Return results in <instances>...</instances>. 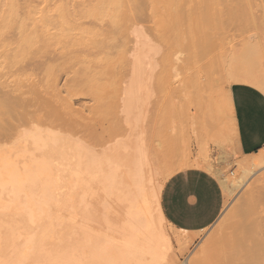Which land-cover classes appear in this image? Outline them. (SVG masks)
Here are the masks:
<instances>
[{"label": "rangeland", "instance_id": "rangeland-1", "mask_svg": "<svg viewBox=\"0 0 264 264\" xmlns=\"http://www.w3.org/2000/svg\"><path fill=\"white\" fill-rule=\"evenodd\" d=\"M228 2L229 5L227 6ZM80 4H82V6ZM260 4H262V7ZM67 5L70 8H68ZM72 6L76 9H74ZM224 7L226 8L232 7V10H229L230 8L226 9ZM234 7L236 10L233 9ZM79 9H81L80 11L84 15L80 13ZM219 9L222 10L224 15H226L227 12L226 10H228V13L229 11H231L230 14L234 10L233 14H236V16H233L235 18L232 20L230 19L232 17V14L231 16L230 14H228L230 18H228L227 16L228 18L227 21L225 18V20L223 21L224 24L223 26H221L222 22L221 24L219 22L222 21L221 18H223V14L222 15L220 14L221 10L219 11ZM83 11L86 12L84 13ZM200 11H202V13L204 12L205 15L202 14ZM213 14L215 15L216 20L213 18ZM90 15H93L91 16L92 18L90 17ZM203 15L204 17L206 16V18H204ZM96 18H98V20ZM134 19H138L142 24L144 23L143 25H145L150 32H152L153 31L152 29H154L155 32L154 31L153 32L156 33V36L158 38V39L156 38V41L159 42L161 45H163L162 48H164L162 49L161 55L159 56L160 60L158 58L159 67L157 70L158 73L156 74L155 77L156 86H154L155 96H153V100H151L150 105H152V107L151 106H150L151 108L149 107V111H148L149 119L147 118L148 125L146 124V127L148 128H146L147 132L145 131L148 137V142L146 140L147 146L149 147V150L153 155L154 163L155 162L157 163L156 165L158 166V168L159 167L163 168L165 173L168 171L166 174L163 173L164 174L163 175L162 174L163 170L161 169V176L162 175L164 176V177L160 176L161 178L159 177L161 180L163 179L162 180L163 182L160 180V183L162 184L161 186L163 187L165 181L169 178L170 175H173L178 171L186 170L191 167H201L214 174L221 182L225 191V207L222 212V215L219 218V220L216 222V224L211 228H209L208 230L192 233V234L182 233L173 229L166 221L165 230L166 233L173 240V245H172L173 251L174 254L176 253L175 256L177 257L167 260L164 264H182L184 260L189 257L192 258L191 260H195L196 258H198L196 257L197 256L196 254H199L198 252H200L199 249L201 250V247L203 249L206 246L209 247L210 245L212 246L216 244L220 246V247L218 246L219 249L223 247L222 250L218 249L219 252L215 258H212L214 260V261L212 260L213 261L212 263L203 262L202 264H220V262H217V260H219L221 257L224 258L225 255L227 256L229 254V252L232 253V249L233 248L236 249V247L238 248V245L240 246L241 243H244L245 245L248 239H249V243L251 244L255 242L257 243L258 240L261 239L264 242V239L262 238L264 237V235L261 236L264 233V181H263L264 170L258 169L256 172V170L253 169V171L251 170L250 172H248V174H246L248 178L246 176V178L243 179V180L246 179V182L245 181L240 182L241 179L240 177L242 174L241 172H243V169L246 166V162L248 160L258 161L264 159V154L259 152L250 156L243 157L240 156L235 150L234 136L232 131V121H231L232 119L231 105L228 96V89L232 84L228 79V75H227L228 73H226L229 69H230V71H228L229 73L231 72V70L236 71L235 68L237 67L238 69L239 64H241L244 61L245 64L243 63V68L244 65L245 67L254 65L255 66L254 68L256 69V71L254 72L255 73L257 72L256 74H258L259 82L261 80V82L264 83V0L261 1L260 0H0V83H1L0 84V100H1L0 129L2 130V133L5 131V130L3 131L2 128L8 129V127H10L11 129V127H13L11 126L13 124L11 121L12 120H14L13 122L17 121L16 120L17 117H20L19 114L21 115L24 114L26 116L27 111H32V112H34V110L39 111L41 109L40 107L43 105L42 101L44 102L50 101L48 97H50L51 100L57 103L58 100L57 98L59 95H60L59 100L62 101H58L61 103V104L59 103L61 106L57 105V108L58 107L60 108L63 105L65 107L66 105L67 107L73 105L72 107H70V109L72 110H69L68 112L73 111L75 113L74 114L75 117L78 114L79 116H83L86 119L92 118L101 125L102 129H105L111 125L113 126V124L116 121V114H114L116 110L115 108L117 107L115 103L117 99L116 91L117 89H119L116 86L117 84H115L116 80L113 79L114 77L113 74L117 73L115 71H119L120 66H116L117 64L113 65L110 63H116L117 59L121 60L120 57L123 56L121 54L124 53L123 50H126V48H124L125 47L124 45H126L127 43L126 41L127 39L125 38L124 33L121 31L126 29V25L127 26L131 25L132 20ZM202 19L204 23L202 22ZM46 20L47 21L50 20L48 21L49 23ZM101 20L103 21V23L104 20L105 22L107 21V23H109V25L104 23L105 26L107 27L109 26L108 27L109 32L106 27L104 29V32L102 31L104 33L102 35H100V32L97 31L96 32L97 34L99 33V35L92 33L91 31L95 30L96 28L95 26L101 25L98 22ZM51 21L53 24L51 23ZM81 21H86V22L83 25L82 23L84 22L81 23ZM152 21L153 22L155 21V23H152ZM213 21H216L215 23L218 26H216ZM57 22H59L60 24L59 23L56 24ZM212 22L214 25L212 24ZM225 22L227 23V25ZM45 23L46 24L51 23L52 26H49L51 28L49 31L50 33L53 32H54L53 34L57 33L56 31L62 29L60 28L62 26H64L62 30L66 32L68 31L67 33L63 31V33L67 38L64 37L63 39H61L62 43H65L64 44L65 47L62 46L63 44H60L61 41L58 38H56L57 37L56 35L58 34L54 35L56 36L55 38L60 41L59 42L60 45L59 44L58 45L66 48L65 50H67V53H65L66 51L64 50V48L63 49H60L61 47L57 48V45L55 44L52 45V43H50L51 45L50 44L49 46L46 45L47 44L46 42L48 43L49 41L52 42L54 36L53 34H51L53 36L51 37L49 33H46V36L44 37L45 34L44 31L46 30ZM75 23H77V25ZM79 24H81V26ZM86 24L89 26H86ZM110 24L113 26L114 30L112 29V26ZM90 25H93L95 28ZM228 25L231 26L229 27ZM83 26L85 28L88 27L90 30L89 32L91 33L90 34L86 32L87 33L86 35L89 34L88 36L86 35L84 36L86 39L81 37V35L83 36L85 33L84 32L85 29ZM214 26L218 28L219 27L222 28L221 29L216 28L218 29L217 31L215 30ZM49 27L47 26L48 29ZM52 27L54 28L52 29ZM92 27L94 29H92ZM204 27H206V29ZM212 27L213 29H211ZM223 27L225 29H223ZM88 28L86 29V31L88 30ZM110 28L113 30V34L116 32L114 34L115 36L112 34ZM207 28L209 29V31L212 30V32L209 33L210 36L211 34L213 36L216 35V37L220 39L219 40L220 42L218 41L219 46H217L218 45L217 42L216 45L214 44L215 43L214 38L216 40L217 38L211 36V38L213 37L212 38L213 40L212 39L210 40H212L213 42L208 40L209 43L211 42L210 43L211 45L207 42L210 45V47H208L209 45L206 43V41L209 35L208 34L209 31L207 30ZM81 29L83 30V34L80 33L82 32ZM51 30H53V32ZM213 30H215V32ZM220 30H222L223 33ZM225 30H226L225 32L226 36H224ZM71 32H72V36L74 33L73 38L70 34H68ZM76 33L77 34L80 33V34L77 35ZM227 33L229 36L227 35ZM47 34L51 38H49ZM93 35L96 37V38L94 37V41H92ZM108 35L111 38V41ZM222 35L226 38V39L222 38V40L225 39L224 42L223 41L221 42V37H223ZM106 36L109 38L108 40L111 43L108 40H106L107 39ZM205 36H207V38ZM46 37H48L50 40L48 39V41H46L47 40ZM66 39L68 41H66ZM198 39L200 42L201 40L202 42L205 41L203 42L202 46L205 47V44H207L206 49L208 48L207 51H209L210 53H211L210 51L211 46L213 47L215 45L214 47L216 48L215 49L212 48L213 50L211 49L213 51L212 52L213 55L210 54L209 56L207 52L205 53L208 56L204 54V51L202 49L204 50L206 49L204 47L203 48L201 47V44L200 42H198ZM232 39L234 40L233 42L236 44L235 45L236 48L238 47V49L240 50V51L238 50L236 51H238V53L242 55V57L239 55L240 56L239 59L237 58L238 61L242 59L237 64H235L234 62L235 58L233 59L234 52H231L232 50L230 51V49H228L231 48V46L229 47V43L231 42ZM70 40L72 42V43L70 42L71 46H69L68 43ZM65 41L68 43V45L66 44ZM89 41L91 42L89 43ZM54 42L55 41H53V43ZM76 42L77 44L75 47ZM105 42L107 45L105 44ZM195 42H198L200 46H198V44ZM194 43L196 45L195 47L194 45L192 46V44ZM222 43H225V45H222ZM116 44L118 46L124 44L123 45L124 47L121 46L120 48L119 47L113 48V46H115ZM45 45L48 47V49L51 47L53 50L50 48L51 50H49V52L47 53L46 51L48 49ZM84 45L86 46V48ZM103 45L106 47H104ZM88 46L89 47L93 46L92 48L94 49L92 48L90 49ZM197 46L198 48L196 50ZM77 47H80L81 49L76 50ZM199 47H201V50H199ZM83 48H85L84 49L85 51L83 50ZM118 48L123 52H121ZM72 49H75L76 52H74L75 50ZM99 49H103V50H99ZM70 51L71 53L74 52L73 55L70 53ZM110 51L112 52L109 53ZM198 51H202L204 56L202 55L201 52ZM61 52H63L62 55L57 54ZM106 53L113 55L110 56L107 55ZM222 53L224 55H222ZM79 54L82 56L81 57L82 59H83V55L85 59L86 56H89L91 58V55L92 57L97 58L101 54H102L101 57L104 56L106 57V55L109 56L110 60L114 58L112 60L113 62H111L110 60L108 62L111 66L113 65L114 67H117V70H114L116 69L114 67H112L113 68L112 69L110 65H108V62L105 61L103 63L107 64V65L104 64L106 68H109V70L111 68V71L104 69L105 73L102 72L103 70H101L104 68L102 62L101 64L103 66L98 64L99 62L95 63V65L97 64L100 65L99 67H102L100 69L99 67H97V65L95 66L93 64L94 61L92 60L95 58L93 59L91 58L92 66H95V68L97 67L98 70H101L102 74L104 73L103 76L105 75L104 77H111L112 79L110 78L108 80L109 82L104 81L105 79L107 80V78H104L102 76L104 80L102 81L103 78L102 79L100 78L99 81H95V83L96 82L97 83L95 86H93L95 87L94 89L91 87V85L95 83L92 84L90 83L91 81L89 82L90 84L87 85L89 86V88L85 86V89L83 90V88L81 87H76L75 82L79 81V79L82 78L80 74L83 72L81 71L84 70L83 68H85L84 66L86 64L88 65L87 61L88 60L90 61V59H87V61L86 59L85 61L84 59L83 60L81 59L82 61L79 62L80 60ZM94 54L96 56L98 54V56L96 57ZM68 55L69 57L71 55V57L69 58ZM114 55L117 58H115ZM62 58H64L63 61ZM74 58H76V60L73 62ZM109 58L107 57V59ZM49 59L51 60L49 61ZM196 59L201 60V63L199 62V60ZM203 59H205L204 60L205 62H203ZM212 59L213 61H211ZM217 59L220 60V62ZM119 60L117 62L119 65H121L120 63L122 61L119 63ZM67 61L70 62L69 63L70 65L67 63ZM51 62L54 63L57 66V68ZM61 62L63 63L61 64ZM78 62L81 65H83L84 63L85 64L82 67L80 64H77ZM65 63H67L68 67L67 65H64ZM206 63L207 64L210 63L208 64L209 66H207ZM52 65L54 69L52 68ZM241 65L239 68H241L242 71ZM204 66L207 67V70H209L208 67H210V70L205 72V74H204V69L206 67ZM229 66L232 67L229 69H225L228 68ZM49 67H51L52 69H50ZM211 67L214 70H212ZM68 68L70 70H68ZM97 69L95 70L98 71ZM224 69L225 72H223ZM73 70L75 71L74 77H73V72H74ZM105 70H107L108 73H106L107 71ZM113 70L115 73L113 72ZM68 71L71 72L69 73ZM237 71L239 72L240 69H238ZM222 72L223 74H221ZM9 73L10 74L13 73V74L9 75ZM57 73L58 75H56ZM207 73H209V76L211 77L210 79L211 80L213 79L215 83L214 81H211L212 84L211 83L209 84V81H207L205 85L206 81L204 79L207 80L208 79L207 77H209L208 75H206ZM106 74H110V75L112 74V75L106 76ZM12 76L14 78H12ZM17 79L19 81H17ZM43 79L44 80L46 79L47 81L46 80L43 81ZM112 80L115 81L112 82ZM67 81H69V83H67ZM48 82H50L51 84L50 83L48 84ZM99 82H101L102 84L99 85ZM103 82L106 83L104 84ZM46 83L48 86L45 85ZM56 83L57 85L55 86ZM52 84L54 85V87ZM20 85H22L23 87L21 86L22 87L21 88ZM69 85L71 86L74 85L77 91L73 90L72 89L73 87L71 86L69 88ZM203 85L206 87L209 85V87L210 86L211 87L210 88L208 87L207 88L208 91H207L205 87H202ZM263 85H259V86H263ZM50 86L53 88V91L55 92L52 91V88H50ZM67 86L69 89L67 88ZM18 88H20L19 91ZM27 88L28 90H26ZM77 88H81L83 91L80 92L81 89L79 90ZM86 88L89 89V92ZM59 89H61L62 91ZM259 90H261L264 93L263 91L264 88L263 89L260 88ZM58 91L59 92L61 91L62 94L59 93ZM74 92H76L77 94ZM55 95L57 97H55ZM42 96L45 98H42ZM53 96L54 98H56L55 100ZM36 97H39V99L37 98V101L40 100V102L36 101ZM60 97H62V99ZM33 98H35V100ZM41 98L44 100H42ZM65 100H66V105H65ZM69 100L71 101L72 104H68ZM36 103H41V105L37 104L39 106L38 107L39 110L36 108L37 107ZM113 104L115 105V107ZM27 105L28 106L30 105L29 108ZM33 105H35L36 107H33ZM54 105L56 106L55 103ZM1 109H3V112ZM74 110H76L77 112ZM19 111H23L24 113ZM94 120H93V124H95ZM17 122H18L17 124H19V120ZM235 166L237 167V170L234 174H232L231 170ZM161 190H160V194H161ZM149 198L153 201L152 190L149 192ZM254 232L255 233L259 232L260 234L261 232H263L261 235L258 233L259 236H261V238L259 237L260 238L259 239L256 236V234H254ZM250 236L252 238L256 236L257 238L255 237L254 239H258V240L257 241L252 240L253 241L252 243V241L250 242V238H251ZM249 243L246 245H249Z\"/></svg>", "mask_w": 264, "mask_h": 264}, {"label": "bare ground", "instance_id": "bare-ground-1", "mask_svg": "<svg viewBox=\"0 0 264 264\" xmlns=\"http://www.w3.org/2000/svg\"><path fill=\"white\" fill-rule=\"evenodd\" d=\"M80 5L82 6V4ZM228 5H229V2L227 6ZM260 5L262 7V4ZM232 7H227V8L228 9L230 8L229 10H232ZM233 9H235V7ZM80 10L81 9H79V11ZM82 10H85V9H82ZM220 10L221 9H219V11ZM226 11H227L226 15H224L222 10L220 11L221 12L220 14L221 15L223 14V18H224V19L221 18L222 21L219 22L220 24L222 22L221 26H223L224 24L223 21L225 20V18L227 21V19L230 18L231 14H232V17L236 16V14H233L234 10L231 14H230L231 11H229V13H228V10ZM83 12L85 13L86 11H83ZM200 12L202 13V11ZM80 13L82 14L81 11ZM202 14L205 15L204 12ZM228 14H230V16H228ZM91 16L93 15H90V17ZM232 17L230 19L233 20L235 17L233 18ZM204 18H206V16ZM213 18L215 19L214 14H213ZM96 19L98 20V18ZM203 19H202V22H203ZM80 20H77V21H80ZM101 21H98L101 25L95 26L97 30L93 25H90L95 28L94 31L93 30L91 31L92 33L97 34V32H100V35L104 34L103 33L104 29L107 27L104 25V23L108 25L109 23H107V21L105 22V20H104V23L103 21L102 22ZM85 22L86 21H81L83 25L85 24ZM213 22L215 23L216 21H213ZM51 23L50 24L45 23L46 30L44 31L45 32L44 37L46 36V33H49L50 35L54 33L53 30H51L53 33L49 32L51 29L49 26H52ZM58 23L59 22H57L56 24ZM152 23H155V21L154 22L152 21ZM75 24L77 25V23ZM143 24L138 19H134L132 20L131 25L129 26L126 25V29L124 30L122 29L123 31L121 32L124 33V36L127 39L126 40L127 43L125 42L126 45L123 44L125 47L123 45L118 46L116 44L117 46L115 45L113 46V48L114 47L120 48L121 46L126 48V50L122 49L124 51V53L121 54L123 55L122 56L123 60H122V57H120L121 60L117 59V61L119 60V63L122 61L120 63L121 65H119L116 60H115L116 63H110L113 65L117 64L116 66H120L119 71H115L117 73L114 72V70H117V67H114L113 65L111 66L108 62L110 58L107 55H110L109 53H111L112 51H110L109 53H106L107 54L106 57L105 56L101 57L102 54L101 55L99 54L100 58L97 57L98 54L97 56L94 54L97 58L92 57L91 55L92 59L95 58L93 60L89 56H86L85 54L86 61L87 59H90V61L89 60L87 61L89 66L86 64L84 66L85 68H83L84 70H82L81 68L82 70L81 72H83L84 74L80 72L81 73L80 75L83 79L81 78L79 79V81L75 82L76 87H81L84 90L85 86L89 88V86H87L88 84L90 83L93 84L95 83V81H99L100 78L102 79L105 76V75L103 76V74L105 73L104 69L111 71L112 67L116 68L113 70V72L116 75L112 73L114 75V77L113 76L112 77L116 81L112 80V82L115 81L116 82L115 84H117L116 86L119 89H117L116 91L117 99L115 98L116 99L115 103L117 107L115 108L116 110L114 113L116 114V121L113 124V126L111 125L105 129H102L101 125L92 118L86 119L83 116H79L78 114L75 117L74 115L75 113L73 111L68 112L69 110H72L70 109V107L73 106V105L70 107L68 106L69 108L67 107L66 100L68 97L65 100L66 107L62 104L63 105L62 107L57 108V105L61 106L60 105L61 103L58 101H62V100H59L60 95L58 96V94L61 93L62 91L61 89H59L61 91L60 92L58 91L59 93L57 94L58 104L55 101L51 100L50 97H48L50 101H46V100H45L46 102L42 101L43 105L40 107L41 108L40 110L38 108L39 107L38 105L39 104L41 105L42 102L36 103L37 107L33 105V107H36L39 111L37 110L35 111L34 110L35 108H34L33 109L34 112L27 111L26 116L24 114L23 115L19 114L20 117H17L16 119L17 121L19 120V124H17L18 123L17 121L13 122L14 120H12L11 122L13 124L11 126L13 127H11V129L10 127H8V129L2 128L3 131L7 130L6 132L4 131L5 133L4 132L2 133V130L0 129V132H1L0 134V264H164L167 260L177 257L175 256L176 253L174 254V251H173V246H172L173 240L166 233V230H165L166 220L162 214L161 207H160V190L162 187L161 186L162 184L160 183V180H161L160 178L164 175L163 173L165 172L163 168H160V167H159L160 169L158 168V166L156 165L157 164L156 162L154 163L153 155L151 151L149 150V147L147 146L148 137L146 133L147 132L146 128H148L146 127V124L149 119L148 111H149V107L150 106L152 107V105H150L151 100H153V96H155L154 86H156L155 77H156V74L158 73L157 72L158 67H159L158 61L160 60L159 56L161 55L162 49L164 48H162L163 45H161L159 42L156 41L157 36H156V33H154L155 30L152 29L154 32L153 31L150 32L147 29V27ZM79 25L81 26V24ZM215 25L218 26L216 23ZM47 26L49 27V29L47 28ZM86 26H89V25L86 24ZM216 26L214 27H215V30L217 31L219 28L220 29L222 28V27L218 28ZM63 27L64 26L60 28L63 29ZM93 27L92 29H94ZM108 27L107 29L109 32ZM53 28L54 27H52V29ZM87 28L88 27L86 28L84 27L85 33L83 36L81 35L82 38H85L84 36L87 34L86 32L90 33L89 28L86 31ZM204 28L206 29V27ZM208 28L207 30L209 31ZM62 29H59L58 31H56L57 33L53 34V36L58 34L56 35L57 37L56 36L53 37L51 35V37H53V40L52 42L49 41V43L46 42L47 43L46 45L49 46V44L52 43V45L53 44L57 45V48L61 47L60 49H63L65 47L64 45L65 43H62L61 39H63L64 37L65 38L67 37L63 33L64 30ZM112 29H113V26H112ZM112 29L111 31L113 34L114 29L113 30ZM211 29H213V27ZM223 29L225 28L223 27ZM215 30L213 31L215 32ZM222 30L220 31L222 32ZM58 32L59 33L61 32V33L59 34ZM64 32L67 33L68 31L67 32L64 31ZM211 32L212 30L209 31L208 34ZM225 32L226 30L224 31V34ZM80 33L83 34V30ZM68 34L72 36V32ZM97 35H99V33ZM58 36L59 37L63 36V37L59 38ZM73 36H74V33H73ZM211 36L213 35L211 34ZM211 36L210 34L208 35V38L207 36H205L207 38L206 43L207 42L209 43V41L213 40L212 39L213 37H216V35H214L212 38ZM224 36H226V34ZM224 36L221 37V42L222 41L224 42V40L226 39ZM51 37L49 36V38ZM55 37L61 41L60 44H63L62 46L64 47L59 46L60 41L56 39ZM94 37L95 36L93 35L92 41H94ZM108 37L106 40L110 38ZM49 38L46 37L47 39L46 41H48ZM222 38H225V39L222 40ZM219 40L220 39L218 38L217 40L214 38V42H215L214 44L216 45V42L218 44L220 42ZM234 40L233 39L231 40V42L229 43V47L231 46V48H228V49H230V51L232 50L231 52H234L233 59L235 58L234 59L235 61L234 60L233 61L235 62V64H237L239 63L240 60H242L240 59L238 61L237 58L239 59V57L240 56L242 57V55L238 53V51L240 50L238 49V47L236 48L235 46L236 44L233 42ZM53 41L55 42L53 43ZM66 41L68 40L66 39ZM110 41H111V38H110ZM70 42L71 40L68 42L69 46H71ZM90 42L91 41H89V43ZM198 42H200L199 39H198ZM198 42H195V43L198 44ZM203 42L202 40L200 42L202 48L204 47L202 46ZM68 43L66 42L67 45ZM195 43L192 44V46L194 45L195 47L196 46ZM76 44L77 42L75 43V47H76ZM207 44H205V47H204L205 49L207 47L206 46ZM210 45L208 47H210ZM222 45H225V43H222ZM198 46L200 45L198 44ZM198 46L196 47V50ZM214 46L213 47L211 46V49L212 48L215 49L216 47ZM217 46H219V44ZM92 47L90 46L89 48L91 49ZM201 47H199V50H201ZM50 48L48 49L47 47L48 49V50L46 49L47 53L49 52V50L52 49ZM85 48H83V50ZM65 49L66 48H64V50ZM77 49H81V48L77 47L76 50ZM211 49H210L211 53L207 51L208 48L206 50L204 49L202 50L204 51V54H206L205 52H207V54H209L210 56V54L213 55L212 53L213 49L212 50ZM72 50H75V49H72ZM76 50L74 52H76ZM99 50H103V49H99ZM65 51H66L65 53H67V50ZM63 52L57 53V54L62 55ZM198 52L202 53V51H198ZM73 53L71 54L73 55ZM223 53L222 55H224ZM204 54L202 53L203 56ZM53 55H56V54H53ZM81 55L79 54L80 56L79 62L84 59V55H83V59L81 58L82 57ZM61 57H64V56H61ZM107 57L109 59H107ZM63 59L64 58H62V61ZM113 59H111L110 61L113 62L112 61ZM50 60L51 59H49V61ZM75 60L76 58H74L73 62ZM91 60L94 61L93 62L94 65L97 62H99L98 64L100 65L102 64L104 65L105 63L103 62L106 61L108 62V65H110L111 68L109 70V68H106L105 66L107 64H105L104 68L101 69L102 67H99L100 65L96 64L97 67L103 70L102 72L104 73L102 74L101 70H98L97 67L95 68L96 65L92 66ZM196 60H199V59H196ZM204 60L205 59H203V62H205ZM220 60L218 61L220 62ZM211 61H213V59ZM79 62L77 64H80ZM199 62L201 63V60H199ZM47 63H50V62H47ZM62 63L63 62H61V64ZM67 63L69 64L70 62L67 61ZM67 63H65L64 65H67ZM243 63L244 61L241 63L242 65L239 64V67L240 65L242 67V71H241V68L238 67V69H240L239 72L237 71L238 70L237 67L235 68L236 71L231 70L230 73L228 71H230L229 68H231L232 66L225 68V69H229L226 73H228L227 74L228 79L230 80L231 84L246 83L249 85H253L255 87L257 86V88L259 89L260 88L263 89L264 83H262L261 80H260L261 83L259 82L258 74H256L257 72L256 73L254 72L256 71V69L254 68L255 66L250 65V66H247L248 67L247 68L244 65V68H243ZM208 64L206 63L207 66H209ZM83 65L81 66L83 67ZM77 67H80V66H77ZM49 68L54 69L53 65H52V68L51 67ZM245 68H247L248 70ZM95 69H97L100 72L96 71ZM208 69L210 70V67H208ZM225 69L223 70V72H225ZM68 70L70 69L68 68ZM209 70H207V67H206L204 69V74L205 72ZM212 70L214 69L212 68ZM108 71L106 73H108ZM223 72L221 74H223ZM74 73L75 71L73 72V77H74ZM12 74L9 73V75H12ZM56 75H58V73ZM56 75H55V78H56ZM108 75L111 76L110 74H106V76ZM206 75L209 76V73H207ZM12 78L14 77L12 76ZM104 78H107V80L106 79L104 80ZM104 78L102 79V81L103 80L108 81L111 77H104ZM207 78H208L207 80L204 79L206 81L205 85L207 81H209V84L210 83L212 84L211 81H214V80L213 79L211 80L210 76ZM158 79H157V82H158ZM45 80L43 79V81ZM17 81L19 80L17 79ZM50 82H48V84ZM101 82H99V85L102 84ZM67 83H69V81H67ZM73 83H74V80H73ZM96 83L91 85L93 89L95 88L93 86H95ZM103 83L105 84L106 82H103ZM22 85H20V87ZM45 85H47V83ZM56 85L57 83L55 84V86ZM259 85H263V86H259ZM70 86L71 85H69V88ZM71 87H73L72 88L73 90H76V87L74 85ZM202 87H205V89L208 91L207 88L209 87V85L207 87L203 85ZM50 88L52 87L50 86ZM81 88H77V89L80 90ZM19 89L20 88H18V91ZM26 90H28V88ZM83 90L81 89L80 92ZM87 90L89 92V89ZM52 91H53V88H52ZM43 96L42 98H45ZM57 96L55 95V97ZM37 98L39 99V97H36V101H37ZM60 98L62 99V97ZM33 99L35 100V98ZM55 99L56 98H54V100ZM69 101H68V104H72L71 101L70 103ZM37 102H40V100ZM54 103L56 104V106L54 105ZM1 110L3 112V109ZM19 112H23V111H19ZM18 118H21V119H18ZM93 120L95 124H93ZM145 136L147 137V139ZM161 169L163 170L162 176H161ZM253 169H255L256 172L258 169L264 170V159H261L258 161L248 160L246 162V166L243 169V172H241L242 174L240 177L241 178L240 182L242 181L246 182V179L245 180L243 179L246 178L247 176L246 174H248V172H250L251 170L253 171ZM151 190L153 191V201L149 198V192ZM258 233L259 232L257 233L254 232V234H256L258 238L259 237L261 238V236L264 235L263 232H261V234L263 233L262 235L259 233L261 236H259ZM255 237L253 238L251 237L252 239L250 238V242L252 240L257 241L258 239H254ZM262 238L264 239V237ZM261 240H258L257 243L256 242L253 243L252 241L253 244H251L249 243V239H248L247 240L248 242L246 241L245 245L244 243H241V244L239 243L240 246L237 243L238 248L237 247L236 249L233 248L234 252L232 249V253L229 252L230 255L229 254L227 256L225 255L226 258L223 255L224 258L221 257L219 260H217V262H220V264H264V242L263 240L262 241ZM248 243L249 245H246ZM218 246L219 245L216 244L212 246L210 245L209 247L206 246L203 249L201 247V250L199 249L200 252H198L199 254H196L197 255L196 257H198L199 259L196 258L195 260H191L192 258L188 256L189 258L185 259L182 264H199V262L200 264H202L203 262L212 263L214 261L212 258H215L219 252ZM222 248L219 250H222Z\"/></svg>", "mask_w": 264, "mask_h": 264}, {"label": "crops", "instance_id": "crops-1", "mask_svg": "<svg viewBox=\"0 0 264 264\" xmlns=\"http://www.w3.org/2000/svg\"><path fill=\"white\" fill-rule=\"evenodd\" d=\"M234 147L240 156L259 153L264 144V93L244 83L228 89ZM160 207L176 231L192 234L216 224L225 207V191L219 179L201 167L171 175L160 194Z\"/></svg>", "mask_w": 264, "mask_h": 264}, {"label": "built area", "instance_id": "built-area-1", "mask_svg": "<svg viewBox=\"0 0 264 264\" xmlns=\"http://www.w3.org/2000/svg\"><path fill=\"white\" fill-rule=\"evenodd\" d=\"M259 152H261V153L264 154V144L260 148V151ZM236 170H237V167L235 166V167L232 168L231 173L234 174L236 172Z\"/></svg>", "mask_w": 264, "mask_h": 264}]
</instances>
